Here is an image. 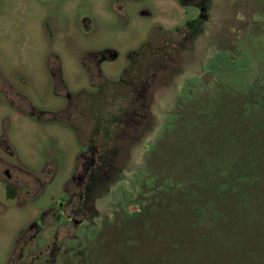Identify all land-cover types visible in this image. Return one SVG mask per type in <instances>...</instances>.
<instances>
[{
    "label": "rangeland",
    "instance_id": "374dc122",
    "mask_svg": "<svg viewBox=\"0 0 264 264\" xmlns=\"http://www.w3.org/2000/svg\"><path fill=\"white\" fill-rule=\"evenodd\" d=\"M0 264H264V0H0Z\"/></svg>",
    "mask_w": 264,
    "mask_h": 264
},
{
    "label": "trees",
    "instance_id": "16d2710c",
    "mask_svg": "<svg viewBox=\"0 0 264 264\" xmlns=\"http://www.w3.org/2000/svg\"><path fill=\"white\" fill-rule=\"evenodd\" d=\"M7 190H8V192H11V189L9 187H7Z\"/></svg>",
    "mask_w": 264,
    "mask_h": 264
}]
</instances>
